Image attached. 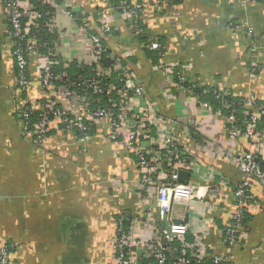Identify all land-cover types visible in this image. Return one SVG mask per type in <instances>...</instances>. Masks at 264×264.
<instances>
[{
    "label": "crops",
    "instance_id": "obj_1",
    "mask_svg": "<svg viewBox=\"0 0 264 264\" xmlns=\"http://www.w3.org/2000/svg\"><path fill=\"white\" fill-rule=\"evenodd\" d=\"M56 3L74 9V18L55 9L56 56L67 63L90 65L91 43L81 25L83 20L89 22L96 7H106L114 28L104 44L134 74L153 114L157 111L172 121L173 135L192 163L186 180L200 185L225 181L205 196L173 207L177 211L171 218L187 224L185 238L197 244L196 251L204 258L199 264H207L212 253L228 256L233 264H264V190L259 185L249 190L236 243L229 247L222 241L241 176L234 159L250 144L244 137L230 140L224 109L204 107L190 90L175 86V79L144 47L158 37L164 42L165 63L179 64L176 73L186 81L214 86L234 97L252 94L264 104V0H161L156 8L141 10V39L110 0ZM239 21L253 29L251 35L232 25ZM253 46L263 52L258 70L252 69ZM11 51L7 11L0 0V242L9 246L10 263L116 264V218L121 211L137 210L141 171L136 154L122 141L105 137L108 125L103 120L86 140L57 121L41 142L24 133L19 103L24 96L40 97L38 77L46 54L29 56L30 83L23 89L16 85ZM129 103L138 108L136 100ZM152 129L154 136L162 127ZM143 144L152 148L148 140ZM254 150L264 161V145ZM166 217L163 223L168 222Z\"/></svg>",
    "mask_w": 264,
    "mask_h": 264
},
{
    "label": "built area",
    "instance_id": "obj_2",
    "mask_svg": "<svg viewBox=\"0 0 264 264\" xmlns=\"http://www.w3.org/2000/svg\"><path fill=\"white\" fill-rule=\"evenodd\" d=\"M6 11L11 40V56L17 68L16 85L26 88L30 83L27 74L29 56L46 49V57L38 77L41 95L38 99L21 98L20 112L23 121V132L30 134L38 142L48 137L55 121L66 131H74L80 140L93 136L94 126L98 121L107 122L108 130L105 137L109 140L122 141L126 149L134 151L137 164L141 171L137 210L130 214L121 211L116 218L115 239L113 241L116 264H199L202 263L197 253L196 243H189L185 235L188 226L185 222H177L171 218L176 212L174 204H187L196 197H203L220 184L200 185L192 181H180L178 173L191 166L186 148L181 146L172 132V121L159 115L147 100L143 99V88L126 65L120 59L112 57L104 44L103 35L113 30L108 22L106 7L93 11L99 21V34L92 33V25L82 22V31L91 43V54L94 75H78L71 78L66 73H55L54 66L69 63L58 58L54 51V40L40 41L36 37L42 27L48 35L56 34L55 9L60 8L66 15L74 18V9L66 3L59 5L56 0H41L49 9L42 13L29 0H1ZM23 1L25 3L24 5ZM64 1V0H62ZM161 0L155 1V3ZM171 2L172 0H162ZM153 0H122L116 5V10L129 24L136 36L141 34L139 17L141 10L153 3ZM156 4V5H157ZM70 7V8H69ZM91 14V13H90ZM76 18V17H75ZM79 21V20H78ZM236 29H245L251 35L253 29L243 21L232 24ZM144 47L154 50L159 56L160 66L169 76L175 79V86L187 88L204 107L210 108L207 101L200 99L202 94L209 92L204 89L197 94L191 87L184 86L186 78L178 71L179 64L165 63L166 50L164 43L157 38L149 39ZM252 69L261 67L262 51L253 46ZM103 58H105L103 60ZM111 60V63H107ZM121 71L118 84L107 81L113 71ZM174 76V77H173ZM173 82V81H172ZM82 90H90L95 99L80 94ZM215 92V91H214ZM224 93L216 94L219 105L225 110L224 123L228 138L232 141L244 137L250 147L238 153L234 159L240 172V180L234 186L235 209L230 223L223 231V242L233 246L243 227L246 217L249 190L253 185H259L264 190V161L254 148L264 145V104H260L254 95H248L241 100L240 118L235 104L224 98ZM136 100L138 108L133 109L130 101ZM95 101V105L91 106ZM61 103L64 104V108ZM37 114V117L33 116ZM162 130L151 136L153 127ZM148 140L152 148L143 143ZM154 145V146H153ZM156 209L157 213L152 212ZM165 215H168L167 217ZM166 217L167 223H163ZM150 229L149 231H147ZM149 234L147 237L146 234ZM207 264H233L228 256L212 253ZM0 264H11L9 248L0 242Z\"/></svg>",
    "mask_w": 264,
    "mask_h": 264
},
{
    "label": "trees",
    "instance_id": "obj_3",
    "mask_svg": "<svg viewBox=\"0 0 264 264\" xmlns=\"http://www.w3.org/2000/svg\"><path fill=\"white\" fill-rule=\"evenodd\" d=\"M112 4L115 5V8H116V5H118L120 3V1L122 0H110ZM173 1V0H172ZM171 1V2H172ZM29 3L34 5L38 10H40L42 13H45L48 9H49V6L46 5V4H43L41 0H29ZM100 6L96 7V9H99ZM95 9V10H96ZM95 14L92 12V17L91 19L89 20V23H91L92 25V28H93V31L92 33L94 34H99L100 31L98 30L99 28V21L95 19ZM129 26V24H128ZM38 34L36 35V37L38 38V40L40 41H43V40H49V41H53L54 40V36L52 35H48L47 32L45 31L44 28H40L39 31L37 32ZM142 34V33H141ZM140 34V35H141ZM107 35V34H106ZM106 35H103V37H105ZM139 36V39H141V36ZM154 38H157L161 43H164L162 42V40L158 37H154ZM104 40V38H103ZM43 53H47L46 52V49L45 48H41L40 49ZM147 52H153L155 54V57L159 59V56L157 55V53L154 51V50H148L146 49ZM105 58H103L104 60ZM107 63H111L110 61L111 60H108L107 59ZM93 67L94 65L93 64H83V63H79L75 60L71 61L67 67H64L62 63H59L58 65H55L54 66V72L55 73H66L68 76H70L72 79L77 77L78 75H85V76H92L94 75V70H93ZM121 71H113V73L111 74V76L109 78H107V81H112L116 84L120 83L119 82V79L118 77L120 75ZM192 84V85H191ZM184 86H187V87H191V89H193L197 94L201 93L204 89H208L209 92L206 93V94H202L200 96V99L204 100V101H207L210 106L212 105L214 108H216L217 106H219V103H218V99H216V94H219L221 95V91L219 89H217L216 87L214 86H208V85H204V86H200V85H197L195 83H192V82H188L186 81L185 83H183ZM215 91V92H214ZM80 94H83V95H86L87 97H90L91 100L92 99H95L96 98V95L92 94L90 92V90H82L80 91ZM224 98L228 99L230 102H232L233 104H235V106L237 107V114L240 118L243 117L242 113H241V110H242V107H241V100L243 99V97H234L233 95L231 94H223ZM258 101V100H257ZM95 105V101L92 102L91 106H94ZM225 112V110H224ZM34 117H37V114H35L33 116ZM262 124H264V119L262 120ZM6 245V244H5ZM8 248L9 246L6 245Z\"/></svg>",
    "mask_w": 264,
    "mask_h": 264
},
{
    "label": "water",
    "instance_id": "obj_4",
    "mask_svg": "<svg viewBox=\"0 0 264 264\" xmlns=\"http://www.w3.org/2000/svg\"><path fill=\"white\" fill-rule=\"evenodd\" d=\"M188 172L186 170H180L178 173V179L180 181H185L187 177Z\"/></svg>",
    "mask_w": 264,
    "mask_h": 264
},
{
    "label": "rangeland",
    "instance_id": "obj_5",
    "mask_svg": "<svg viewBox=\"0 0 264 264\" xmlns=\"http://www.w3.org/2000/svg\"><path fill=\"white\" fill-rule=\"evenodd\" d=\"M154 2L153 3H151V4H149V5H147L149 8L150 7H152V8H156L157 7V5H159V2H158V4H157V2L155 3V1H157V0H153ZM157 4V5H156ZM114 28V27H113ZM160 61V60H159ZM171 63H176V62H171ZM174 73H176V71L174 72ZM173 84H175V83H173ZM192 85V84H191ZM187 89V88H186ZM192 92V91H191ZM193 93V92H192Z\"/></svg>",
    "mask_w": 264,
    "mask_h": 264
}]
</instances>
